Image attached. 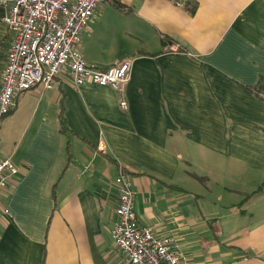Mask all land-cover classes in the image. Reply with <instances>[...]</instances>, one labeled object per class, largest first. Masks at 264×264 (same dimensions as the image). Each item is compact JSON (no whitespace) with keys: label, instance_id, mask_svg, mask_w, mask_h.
<instances>
[{"label":"crops","instance_id":"obj_1","mask_svg":"<svg viewBox=\"0 0 264 264\" xmlns=\"http://www.w3.org/2000/svg\"><path fill=\"white\" fill-rule=\"evenodd\" d=\"M4 17L0 4V76ZM78 52L98 69L131 62L127 109L60 78L15 97L0 117L16 169L0 264H129L110 235L120 170L138 225L187 264H264V0L106 2Z\"/></svg>","mask_w":264,"mask_h":264},{"label":"built area","instance_id":"obj_2","mask_svg":"<svg viewBox=\"0 0 264 264\" xmlns=\"http://www.w3.org/2000/svg\"><path fill=\"white\" fill-rule=\"evenodd\" d=\"M114 0H0L3 22L10 34L6 62L0 76V117L9 114L13 100L34 87L51 89L58 78L74 87H110L120 95V108L127 109L124 89L131 62L107 69L88 67L78 52L82 35L97 8ZM185 7L186 0H168ZM9 160L0 161V193L15 174ZM116 221L110 231L113 245L129 264H187L174 239H157L137 223L133 210L136 194L120 170Z\"/></svg>","mask_w":264,"mask_h":264},{"label":"trees","instance_id":"obj_3","mask_svg":"<svg viewBox=\"0 0 264 264\" xmlns=\"http://www.w3.org/2000/svg\"><path fill=\"white\" fill-rule=\"evenodd\" d=\"M7 49H8V47H7ZM6 61V60H5ZM5 65V64H4ZM4 68V67H3ZM61 121L63 122V119H61ZM63 124V123H62ZM63 127L61 128V130L62 131H64L65 130V128H64V125H62ZM262 187H264V182H263V184H262Z\"/></svg>","mask_w":264,"mask_h":264},{"label":"rangeland","instance_id":"obj_4","mask_svg":"<svg viewBox=\"0 0 264 264\" xmlns=\"http://www.w3.org/2000/svg\"><path fill=\"white\" fill-rule=\"evenodd\" d=\"M16 171V170H15ZM16 173V172H15ZM15 175V174H14Z\"/></svg>","mask_w":264,"mask_h":264}]
</instances>
